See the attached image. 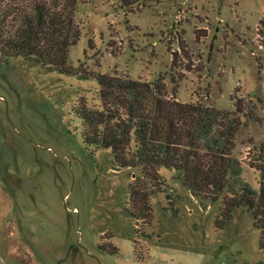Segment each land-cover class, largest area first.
<instances>
[{
  "label": "rangeland",
  "instance_id": "1",
  "mask_svg": "<svg viewBox=\"0 0 264 264\" xmlns=\"http://www.w3.org/2000/svg\"><path fill=\"white\" fill-rule=\"evenodd\" d=\"M75 16L82 33L69 50L73 64L161 78L178 100L211 102L229 116L237 99L253 103L252 119L240 115L232 154L259 188L264 0H79ZM80 94L100 106L93 78L19 55L0 64V264H264L246 208L217 228L221 197L193 195L165 166L150 196L152 221H138L144 234L136 235L125 206L140 168H117L109 148L83 142L72 111ZM101 240L117 253L101 250Z\"/></svg>",
  "mask_w": 264,
  "mask_h": 264
},
{
  "label": "trees",
  "instance_id": "2",
  "mask_svg": "<svg viewBox=\"0 0 264 264\" xmlns=\"http://www.w3.org/2000/svg\"><path fill=\"white\" fill-rule=\"evenodd\" d=\"M78 2L0 0V64L19 55L44 69L97 81L100 106L89 104L80 94L72 111L81 118L85 144L109 148L117 168H140L129 184L125 206L135 220L136 235L144 234L138 221L145 225L152 221L150 196L161 189L164 177L158 168L165 166L174 170L193 195L221 197L214 220L217 228L228 223L235 208H246L253 226L260 228V246L264 247V164H253L262 176L257 189L243 178L241 161L232 154L240 115L252 119L253 103L237 99L229 116L211 102L178 100L176 88L169 92L161 78L148 81L104 72L80 60L73 64L69 50L82 33L75 16ZM87 43L92 47L91 38ZM258 158L264 161V155ZM171 215L176 216L177 210ZM133 241L140 260L141 252ZM98 246L107 253L118 251L110 240H101Z\"/></svg>",
  "mask_w": 264,
  "mask_h": 264
}]
</instances>
